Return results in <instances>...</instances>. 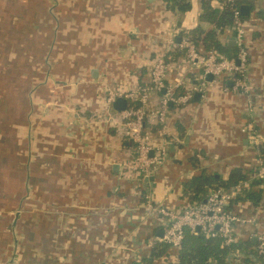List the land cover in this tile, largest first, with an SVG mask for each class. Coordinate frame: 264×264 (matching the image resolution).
I'll return each mask as SVG.
<instances>
[{
    "label": "crops",
    "instance_id": "crops-1",
    "mask_svg": "<svg viewBox=\"0 0 264 264\" xmlns=\"http://www.w3.org/2000/svg\"><path fill=\"white\" fill-rule=\"evenodd\" d=\"M244 7L250 95L233 91L228 74L188 70L182 49L171 47L185 37L179 30L211 29L201 0L180 8L167 0H0V264H129L148 255L168 223L145 215L147 198L178 212L192 205L184 195L191 179L258 165L264 143L248 135L264 138V0ZM217 33L236 46L232 26ZM169 54V84L185 78L186 89H205L169 106L175 140L145 177L126 167L134 149L121 132L85 117L105 114L107 89L142 86L153 60ZM150 94L156 109L160 93ZM146 129L160 138L156 126ZM260 188L258 205L236 207L253 220L236 227L238 240H252L249 251L229 253L227 264H260L251 253L264 234ZM176 258L173 251L157 264Z\"/></svg>",
    "mask_w": 264,
    "mask_h": 264
},
{
    "label": "built area",
    "instance_id": "built-area-1",
    "mask_svg": "<svg viewBox=\"0 0 264 264\" xmlns=\"http://www.w3.org/2000/svg\"><path fill=\"white\" fill-rule=\"evenodd\" d=\"M212 4L216 5L217 0H213ZM231 26L235 30L236 46H238V52L234 57H219L213 51L204 52L188 37H183L179 44L173 43V41H169V43L172 44L171 47L178 46L182 49L183 59L188 70H199L203 75L210 74L213 77L228 74L231 76L233 91L250 95L248 92L251 88L246 80L248 56L244 45L248 26L237 9L233 10ZM167 69L166 57L156 58L148 69L146 84L129 90L107 89L105 94L106 113H92L85 117L88 123H104L108 127L120 131L122 139L132 144L134 149L132 160L126 164V167L145 177L152 175L163 164L166 158L165 147L173 142V139L175 140L169 135L166 125L169 106L171 104L176 107L186 105L191 101L194 92H203L205 89L204 83L198 87L186 89L185 78H180L174 84H169L166 81ZM176 89L184 91L175 93ZM151 92H160L156 109L148 106ZM118 97H123L127 101L126 107L120 111L112 108L113 102ZM146 125L156 126L157 132L161 135L160 138L155 139L149 132H145L147 131ZM248 138L254 146L264 143V138L253 130L250 131ZM255 175L264 180V160L261 158L258 160ZM232 196L233 191L228 192L225 189L217 188L208 193L202 202L193 203L178 212L168 210L160 204H154L147 198L145 215L156 214L168 220L162 230L161 237L155 238V241L178 249L182 243L185 229H189L191 231L200 230L208 236L221 238L223 245L234 244L238 240L236 227L251 223L253 220L225 209V205ZM155 241L149 242L147 247L152 246ZM256 251L264 256V234L259 236Z\"/></svg>",
    "mask_w": 264,
    "mask_h": 264
},
{
    "label": "trees",
    "instance_id": "trees-1",
    "mask_svg": "<svg viewBox=\"0 0 264 264\" xmlns=\"http://www.w3.org/2000/svg\"><path fill=\"white\" fill-rule=\"evenodd\" d=\"M212 1L201 0L202 13L200 15V19L209 23L211 29L202 30L197 27L185 33L179 30L180 35L188 37L204 52L213 51L219 57H234L238 52V46H228L222 42L217 31H222L232 25L233 10L235 9L240 12L241 18L246 20L242 7L247 3V0H217L216 5L211 4ZM167 2L171 4L172 8H180L186 3V0H167ZM244 45L246 46V43ZM171 56L169 54L166 57L167 62L171 61ZM146 82L147 80L140 85H144ZM183 91V89L174 90L175 93ZM258 151V158L263 160L264 145H260ZM256 170L257 165L251 168L248 174H242L240 170L236 169L227 179L217 178L210 174L197 176L188 181L184 188V195L190 199V204H193L202 202L208 193L217 188L225 189L228 192L233 191V196L225 205V209L237 213L236 207L243 201L253 205H258L260 202V187L264 185V180L256 177ZM251 241L237 240L234 244L226 246L222 244L221 238L208 236L200 230L185 229L182 243L178 249L159 242L149 249L146 257L134 259L129 264H157L160 259L168 260L173 251L177 252V258L172 264H227L225 259L229 253L240 251L248 253ZM251 253L256 256L260 264H264V256L257 251Z\"/></svg>",
    "mask_w": 264,
    "mask_h": 264
},
{
    "label": "water",
    "instance_id": "water-1",
    "mask_svg": "<svg viewBox=\"0 0 264 264\" xmlns=\"http://www.w3.org/2000/svg\"><path fill=\"white\" fill-rule=\"evenodd\" d=\"M242 9H243V12H244V10H246L245 7L242 8ZM207 77H208V78H211V77H213V76L210 75V74H208ZM193 98H194L195 100H198V98H199V93L194 94V97H193ZM126 105H127V101H126V99H124L123 97H118V98L113 102V104H112V108H113L114 110H116V111H120V110L124 109V108L126 107Z\"/></svg>",
    "mask_w": 264,
    "mask_h": 264
}]
</instances>
